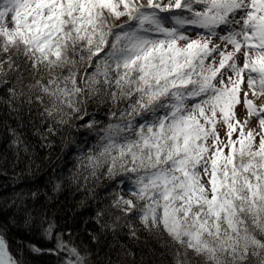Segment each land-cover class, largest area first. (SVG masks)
<instances>
[{
  "label": "snow or ice",
  "instance_id": "6c2138e0",
  "mask_svg": "<svg viewBox=\"0 0 264 264\" xmlns=\"http://www.w3.org/2000/svg\"><path fill=\"white\" fill-rule=\"evenodd\" d=\"M124 16L125 23L108 22ZM12 49L22 51L39 75L33 87L52 99L42 122L64 123L68 108L81 129L95 132L97 143L77 159L93 176L102 169L112 181L131 186L133 199L116 202L124 217H138L149 231L162 229L203 257V264H264V105L257 107L248 92L240 98L245 73L249 91L264 97V0H0V52ZM2 63L11 69L14 61ZM85 63L91 71L83 69L81 76L77 65ZM0 89H6L0 105L7 119L18 121L12 127L3 120L13 159L0 157L2 178L7 164L30 158L20 129L22 105L33 101L22 99L7 80L0 79ZM89 100L125 106L118 115L110 110L116 122L100 128L82 107ZM237 105L260 117V133L244 131L247 122L236 118ZM218 116L227 141L216 130ZM10 179L16 185L10 196L0 180V213L21 210L19 223L55 241L51 248L27 247L39 254L66 252L70 258L62 264H88L43 208L29 207L39 193L24 190L20 181L28 177L16 173ZM60 187L57 182L53 191ZM5 227L0 222V264H24ZM101 227L116 230L106 222ZM123 227L136 238L129 221Z\"/></svg>",
  "mask_w": 264,
  "mask_h": 264
},
{
  "label": "trees",
  "instance_id": "16d2710c",
  "mask_svg": "<svg viewBox=\"0 0 264 264\" xmlns=\"http://www.w3.org/2000/svg\"><path fill=\"white\" fill-rule=\"evenodd\" d=\"M127 20V17H122L119 21L115 20L117 22L112 19L108 22L122 24ZM10 52L9 58L14 61L13 66L9 69L8 64L3 63L0 79L7 80L9 86L14 85L17 92L23 94L22 99L30 98L33 104L30 106L23 104L21 111L23 128L20 130L31 146L30 158L24 157V162L18 163L15 167L11 163L6 165L8 175L0 178L9 186L6 195L10 196L12 188L16 187L10 179L12 175L21 173L27 176V181H20L24 190L31 189L39 193L36 201H29V207L43 208L48 218L55 221L56 230L64 234L66 241L78 248L81 255L86 257L88 264H170L174 248L179 245L162 229L149 231L142 226L138 217H124L121 207L116 203L120 188L126 186L127 182L119 184L112 181L106 174H102V169H98L93 176V169L85 166L86 161L81 163L77 159L97 143L95 132L81 129V122L71 115V110L68 108L64 109L65 114L62 116L64 123H53L50 119L42 122L41 113L45 106H52V99L33 87L39 75L32 69L23 52L17 53L15 49ZM84 55L86 56V53ZM1 57L3 56L0 52ZM75 58L79 59L78 56ZM77 67L82 68L81 76L84 75L83 69L91 71L86 63ZM63 74L66 75L67 72ZM42 75L47 79L48 73ZM81 81L83 80L78 76L77 83L84 87V82ZM4 91L6 89H0V95H3ZM37 96L42 98V104L37 101ZM123 106L125 105L120 104L113 108L107 102L97 104L93 100L82 105L101 122L100 128L110 122L115 123V118L110 119V110L117 111ZM29 107L31 112L28 111ZM0 117H2L0 118V157H6L11 161L13 149L9 147L11 137L3 122L7 119L3 105H0ZM55 119L59 121L61 115H56ZM7 123L16 127L18 121L7 119ZM48 127H52L55 131L49 134ZM41 134L46 139H42ZM258 140H256L257 144ZM57 182L61 187L58 191H53ZM137 203L138 207H142L145 202ZM33 215L37 213L33 212ZM117 217L120 219L116 220ZM21 218L22 211L14 207H6L0 213V222L6 226L4 234L11 250L19 253L18 259L24 264H62L63 260L70 258L66 252L58 255L33 253L27 245L35 244L38 247L51 248L55 246V241L43 240L38 227L25 228L19 223ZM14 219L17 223L12 225L10 221ZM126 220L135 228L136 238L130 237L128 229L123 227ZM134 221L139 222L141 233L136 229ZM105 222L115 224V232L103 229L101 225ZM93 236L97 239L93 240ZM203 259L194 258L191 264H203Z\"/></svg>",
  "mask_w": 264,
  "mask_h": 264
},
{
  "label": "rangeland",
  "instance_id": "374dc122",
  "mask_svg": "<svg viewBox=\"0 0 264 264\" xmlns=\"http://www.w3.org/2000/svg\"><path fill=\"white\" fill-rule=\"evenodd\" d=\"M144 2L146 3V0H144ZM162 3L167 4L169 2V0H161ZM120 10H123L122 8ZM127 17V16H124ZM122 18V17H121ZM111 19V18H109ZM122 20V19H121ZM119 21V20H118ZM117 22V21H115ZM166 27H170V24H166ZM235 27V25H233ZM9 27H11V25L9 24ZM225 33H221V35H223ZM215 39V38H213ZM14 49H12L11 51H13ZM2 56L0 58V69L2 68V62L8 60V58L11 56V52L9 51L8 53H3L1 52ZM254 55V53H253ZM238 63L242 64V58H240L238 60ZM247 73L244 74V81L241 85V95L240 98L241 100H243V93L244 92H248V99H251L254 101V103L257 105V107H260L262 105H264V97L261 96H257V95H253L251 91H249L248 88V84H247ZM83 82V81H81ZM235 114H236V118L241 122L244 123L245 121L247 122L244 126V131L248 132V131H253L254 133H260L261 132V128L259 125V116L258 115H250L246 110L245 107L243 105H237L236 109H235ZM220 119L221 117H217V125H216V130L219 132L220 134V138L222 140L227 141V137L225 136V132H226V128L227 126L223 123H220ZM237 138V133H233V137L232 139H236ZM259 137L257 136L258 140ZM225 153L228 152V149L224 150ZM121 197H123L124 199H132V193L131 191H128L127 187L126 188H120L118 195L116 196V200L118 201ZM122 208V205H119ZM134 225L136 227V229L141 233V228L139 226V222L134 221ZM179 245V244H178ZM177 253H179V255H177ZM201 258V260L203 259V257L195 254L192 250L184 247V246H175L174 248V254L172 255V260L170 261V264H177V261H179V264H191V262L193 261L194 258Z\"/></svg>",
  "mask_w": 264,
  "mask_h": 264
}]
</instances>
